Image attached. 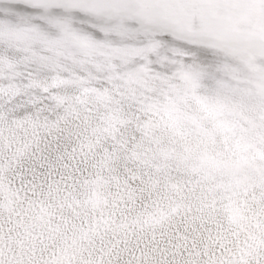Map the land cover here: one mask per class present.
Instances as JSON below:
<instances>
[{"label":"snow or ice","instance_id":"6c2138e0","mask_svg":"<svg viewBox=\"0 0 264 264\" xmlns=\"http://www.w3.org/2000/svg\"><path fill=\"white\" fill-rule=\"evenodd\" d=\"M0 264H264V0H0Z\"/></svg>","mask_w":264,"mask_h":264}]
</instances>
